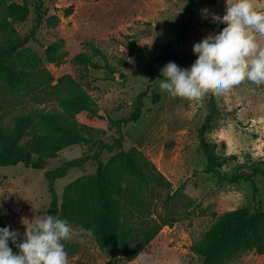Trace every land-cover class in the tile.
<instances>
[{
	"label": "rangeland",
	"instance_id": "374dc122",
	"mask_svg": "<svg viewBox=\"0 0 264 264\" xmlns=\"http://www.w3.org/2000/svg\"><path fill=\"white\" fill-rule=\"evenodd\" d=\"M0 1L28 7L26 21L7 20L17 33L16 52L37 62L35 71L40 69L39 77L35 73L30 76L36 87L28 93L12 91L0 80L1 128L10 130L15 119L23 115L57 113L81 132H91L94 139L111 143L117 132L108 119L128 117L137 95L147 91L140 118L122 126L123 146L142 153L171 184L169 188L152 187L144 191L143 198L151 204V217L171 214L176 221L163 227L132 262L122 257L110 259L89 234L72 226L77 234L64 241L69 264H201L202 259L190 251V246L203 238L220 215L239 208L264 212V176L259 174L264 172V85L246 80L227 93L209 90L204 96L181 98L159 88L160 69L168 62L154 64L153 74L149 73L150 56L162 54L164 45L179 35L188 0H43L39 11L42 22L26 41L38 18L37 0ZM252 2L258 11H264V0ZM227 5L228 0H196L187 40L177 50L182 68L191 66L198 56L192 51L194 43L224 26ZM68 9L71 11L67 14ZM3 20L0 5V41L9 36ZM257 40L264 46V37L257 35ZM89 41L102 51L107 69L73 63L75 55L91 54L86 47ZM130 41L139 47L147 45V51L129 56ZM55 42L61 44V60L48 63L45 51ZM92 61L104 66L100 57H93ZM124 61L126 65H122ZM42 69L52 77L50 83ZM65 76L90 96L98 118L86 112L74 118L64 114L59 97L67 89L59 81ZM212 103L216 112L205 134L211 159L226 178L257 170L253 179L254 203L250 183H228L204 171L206 160L198 144V130ZM41 130L35 119L21 144L26 146L32 134ZM94 152L96 149L89 145H73L58 152L55 158L45 160L42 170L26 169L20 164L0 168V216L5 226L20 233L17 243L23 240L27 229L34 227L36 219L47 213L50 194L44 171ZM110 156L104 154L101 159L107 162ZM96 166V162L90 161L56 180L54 190L58 199L72 181L93 176ZM180 185L184 186L183 190L173 199H167ZM73 245L76 250L71 253ZM10 247L14 252L19 251L13 243ZM223 264H264V254L243 252Z\"/></svg>",
	"mask_w": 264,
	"mask_h": 264
},
{
	"label": "trees",
	"instance_id": "16d2710c",
	"mask_svg": "<svg viewBox=\"0 0 264 264\" xmlns=\"http://www.w3.org/2000/svg\"><path fill=\"white\" fill-rule=\"evenodd\" d=\"M37 2L35 13L38 18L25 41L34 36L42 22L39 11L43 0ZM0 5L3 6L4 12L2 25L9 34L5 40L0 41V80L12 91L28 93L36 87L32 84L30 76L35 73L39 77L40 69L35 71L37 62L25 59L16 52L17 33L7 19L24 22L29 15V9L26 5L15 3L5 5L4 1H0ZM195 6L196 0L187 1L184 10L186 18L180 23L179 35L164 45L162 54L150 56V75L153 74L154 64L163 65L173 61L182 68L177 50L181 43L187 40L186 32L191 25ZM70 11L71 9H68L67 14ZM127 45L129 56L148 49L147 45L139 47L131 41ZM86 47L91 54H77L72 59L73 63L97 70L107 69L102 51L90 41L86 43ZM60 49L59 42L46 48L48 63H58L61 60ZM93 57L102 58L104 66L100 67L94 63ZM122 65H126V62H122ZM42 72L46 73L44 69ZM46 81H52L48 74ZM59 82L67 89V92L59 97V103L68 118H74L80 112H86L90 117H99L93 100L71 78L65 76ZM146 94L147 91H144L137 95L133 111L128 117L119 120L108 119L117 132V137L111 143L94 139L91 132H81L75 124L63 121L57 113L23 115L15 119L10 130L0 127V168L20 164L26 169L42 170L45 160L55 158L58 152L69 146L86 144L96 149L92 154L72 159L56 169L44 171L43 177L50 194V205L46 214L67 219L74 228L89 234L97 247L113 260L122 257L127 262L134 261L163 227L176 221L171 214L151 217V204L143 198L144 191L152 187L169 188L171 184L142 153L133 148L126 150L123 146L122 126L135 123L140 118ZM215 112L212 103L210 113L198 130V144L206 160L204 171L228 183H250L254 203L256 187L253 179L258 174L257 170L248 174L235 173L226 178L219 172L220 166L211 159L205 134L210 128ZM35 119L42 126V130L34 132L27 145L23 146L21 143L29 135L28 130ZM104 154H111L107 162L101 159ZM90 161L96 162L95 174L81 176L66 185L59 200L54 190V182L66 176L70 169L80 168ZM259 174L264 176V172ZM183 188L184 186L180 185L167 199L176 197ZM4 226L0 216V227ZM11 243L9 241V246ZM75 250L76 246L73 245L71 253ZM190 251L202 259L201 264H223L248 251L264 254V212H250L246 208H239L220 215L203 238L190 246Z\"/></svg>",
	"mask_w": 264,
	"mask_h": 264
},
{
	"label": "clouds",
	"instance_id": "9594fccd",
	"mask_svg": "<svg viewBox=\"0 0 264 264\" xmlns=\"http://www.w3.org/2000/svg\"><path fill=\"white\" fill-rule=\"evenodd\" d=\"M223 20L221 29L194 43L192 51L198 56L191 66L169 61L160 69L161 90L172 97L195 98L209 90L227 93L246 80L264 85V46L257 40V35L264 37V11L252 0H228ZM76 234L67 219L52 214L36 219L19 243L18 230L0 227V264H69L64 241Z\"/></svg>",
	"mask_w": 264,
	"mask_h": 264
}]
</instances>
